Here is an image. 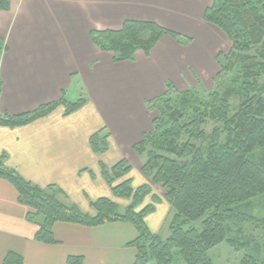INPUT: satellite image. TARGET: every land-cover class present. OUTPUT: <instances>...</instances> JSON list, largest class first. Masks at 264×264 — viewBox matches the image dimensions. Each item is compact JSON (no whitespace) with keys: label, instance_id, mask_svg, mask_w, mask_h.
Instances as JSON below:
<instances>
[{"label":"crops","instance_id":"crops-1","mask_svg":"<svg viewBox=\"0 0 264 264\" xmlns=\"http://www.w3.org/2000/svg\"><path fill=\"white\" fill-rule=\"evenodd\" d=\"M210 4L10 0L7 10L0 9V114L30 112L61 98L75 101L83 96L86 102L70 114L58 105L26 125L0 126L3 166L35 185L55 187L61 200L82 214L93 216L91 203L100 198L114 201L118 212L119 207L125 210L130 200L113 194L102 167L110 169L123 160L130 166L125 179H131L132 187L145 184L140 171L144 158L133 146L152 130L148 101L163 95L168 84L176 91L209 88L219 71L218 54L231 49L226 34L204 21ZM127 20L154 22L185 39L163 35L148 54L137 50L132 60L115 62L111 52L92 43L90 32L118 30ZM98 132L107 135L106 148L95 153L90 137ZM148 205L152 207L144 220L156 234L166 222L169 204L150 200ZM28 212L15 187L0 178V264L10 251L20 254L25 264H69V256H81L82 264H133L135 249L127 243L136 230L130 223L86 227L56 222L55 242L45 243L34 238L42 217L30 222Z\"/></svg>","mask_w":264,"mask_h":264},{"label":"trees","instance_id":"trees-1","mask_svg":"<svg viewBox=\"0 0 264 264\" xmlns=\"http://www.w3.org/2000/svg\"><path fill=\"white\" fill-rule=\"evenodd\" d=\"M210 1L204 11V21L220 28L231 42L230 51L217 56L219 71L214 80L235 71L236 78L223 89L204 97L191 90L180 92L178 104L171 102L170 94L176 90L168 84L163 95L148 101L150 106L159 105L158 116L152 119V130L133 146L136 154H145L141 173L161 186L165 201L173 209L169 236L162 239L148 229L144 218L151 206L139 210L145 196L150 194L149 185L134 189L131 179L127 178L114 186V182L130 170L123 160L110 169L102 167V174L113 194L129 199L130 204L120 213L114 201L100 198L91 203L93 216L62 202L58 198L60 191L55 187H40L26 181L0 161V178L15 187L19 203L29 208L27 220L33 222L36 217H42L34 236L37 241L54 243L52 226L56 222L86 227L126 222L137 232L127 243L135 249L133 264H148L150 260L170 264L173 249L179 250L187 264H212L208 258L210 248L225 240L237 244L227 238L224 220L234 221L238 217L234 204L264 193V164L248 158L255 148H264V79L259 81L264 74V0ZM9 5L10 0H0L1 10H7ZM163 35L185 39L154 22L138 20L125 21L118 30L92 31L90 39L100 49L111 52L113 61L119 62L132 60L137 50L148 54ZM3 49L0 37V55ZM236 96L240 104L229 117L230 100ZM85 102L83 96L75 101L61 98L30 112L0 114V126L26 125L46 116L58 105H63L65 114H70ZM208 120L221 122L222 127H215L207 134L203 125ZM222 132L226 134L224 143ZM106 136L98 132L90 137L95 153L105 150ZM210 211L212 213L203 220L202 230L182 228ZM67 261L82 264L83 259L69 256ZM2 264L25 262L20 254L10 251ZM240 264L257 263L252 257L244 256Z\"/></svg>","mask_w":264,"mask_h":264},{"label":"rangeland","instance_id":"rangeland-1","mask_svg":"<svg viewBox=\"0 0 264 264\" xmlns=\"http://www.w3.org/2000/svg\"><path fill=\"white\" fill-rule=\"evenodd\" d=\"M229 46V42H226ZM224 53L227 48H223ZM237 72H228L223 74L218 80L210 81L207 84V87H195L190 88L187 90H191V92L199 94L200 97H204L207 93L223 89L229 82L236 78ZM264 79V74L259 78V81L262 82ZM184 90V91H187ZM183 91H175L171 92L170 99L171 102L174 104H178L180 102L181 93ZM164 99V98H163ZM205 99V98H204ZM202 99V100H204ZM240 104L239 98L232 97L230 100V111L229 117L232 116L235 111H237ZM158 108L159 105L147 104V110L150 113V117L153 119L158 116ZM152 124V123H151ZM215 127H222L221 122H215L208 120L203 125V128L207 134L211 133L213 128ZM221 140L224 143L226 141V134L225 132L221 133ZM145 154L142 156L144 158ZM140 157V158H142ZM248 158L251 161H255L258 163L264 164V148H255L252 153L248 155ZM125 180V176H122L118 179V181ZM146 185L150 187V194L145 196V206L149 204V201L152 200L154 203L158 204V200H165L164 190L161 188L160 185L153 184L151 180L146 177ZM152 196L150 197L149 195ZM58 198L61 200L60 196ZM150 198V199H149ZM149 199V200H148ZM62 201V200H61ZM64 202V201H62ZM167 202V201H166ZM65 203V202H64ZM168 203V202H167ZM169 204V203H168ZM151 205H153L151 203ZM152 207V206H151ZM234 212L238 214V217L233 220H224V224L227 227V238L235 240L236 245L229 243L228 241H223L214 247L210 248L208 251V258L212 264H240L244 256L252 257L257 264H264V193L260 195H256L253 198L245 200L243 202H239L233 205ZM140 208V207H139ZM122 207H119V211H123ZM173 209L169 204V213L168 217L165 220V224H162L161 227L156 231V234L159 235L162 239H165L170 234V221L173 216ZM212 211L207 212L204 216L196 221H191L185 223L182 228H195L197 230H202L203 228V220L206 219ZM41 218V217H40ZM253 219V220H251ZM35 221H37L35 219ZM135 229V228H134ZM154 232V231H152ZM137 236V232H136ZM135 236V237H136ZM99 237V235H98ZM172 262L170 264H187L182 256L179 253L178 249L172 250ZM148 264H156L153 260H150Z\"/></svg>","mask_w":264,"mask_h":264}]
</instances>
